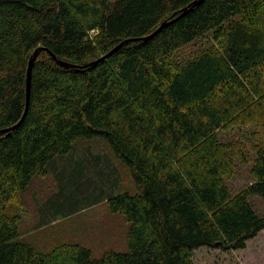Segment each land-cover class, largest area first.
<instances>
[{"label":"trees","instance_id":"1","mask_svg":"<svg viewBox=\"0 0 264 264\" xmlns=\"http://www.w3.org/2000/svg\"><path fill=\"white\" fill-rule=\"evenodd\" d=\"M208 36L218 51L173 60ZM236 128L253 131L221 140ZM94 138L135 192L116 193L115 169L102 185L99 166L76 159L71 178L80 198L130 223L127 251H41L7 205L49 167L63 188L57 162ZM239 161L254 182L233 194ZM253 196L264 201V0H0V264H194L200 248L242 250L264 230Z\"/></svg>","mask_w":264,"mask_h":264},{"label":"rangeland","instance_id":"2","mask_svg":"<svg viewBox=\"0 0 264 264\" xmlns=\"http://www.w3.org/2000/svg\"><path fill=\"white\" fill-rule=\"evenodd\" d=\"M219 48V42L208 36L177 51L173 60L187 61L204 49L218 51ZM252 131L253 128L252 130L245 128L244 131L238 128L223 130L220 138L224 142L236 139L246 141L245 137L250 136ZM262 139L263 137L261 141ZM74 149L68 157L57 162V168L63 169V175L68 172L63 188L61 179L56 178L55 173L58 170L49 167L47 175L35 177L25 191L15 195L7 205V215L19 218L21 236L34 243L41 251H50L63 244H81L93 251L94 259L103 257L108 251L126 252L130 223L123 215L114 213L108 203L92 206L95 202L93 196L80 198L83 188L74 185L76 182L79 183L80 179L71 178V175L77 173L75 159L93 166L90 169L94 171L96 166H99L97 170L102 185L105 180L112 179L111 169H115L116 173L112 176L119 178L116 193L126 190L134 193L135 185L128 167L113 155L108 142L102 138L81 140ZM251 156L254 154L252 153ZM62 164H68L66 170ZM107 164H111L114 168L107 169ZM86 176L88 178L84 183L88 184L89 188L94 177L88 170ZM60 177L64 179V176L60 175ZM252 182H254L252 163L239 161L237 174L229 179L227 184L234 194L242 191ZM251 200L257 213L264 216L263 199L253 196ZM56 203L55 211L47 212ZM39 208L43 209V213L41 211L39 213ZM63 213H68L69 216H64ZM46 219H56V221L45 227H38L39 223ZM193 260L194 264H264V230L256 238L248 241L245 249L223 251L203 247L194 252Z\"/></svg>","mask_w":264,"mask_h":264},{"label":"water","instance_id":"3","mask_svg":"<svg viewBox=\"0 0 264 264\" xmlns=\"http://www.w3.org/2000/svg\"><path fill=\"white\" fill-rule=\"evenodd\" d=\"M130 42V40H129ZM127 43V42H126ZM43 48H39L37 49L31 56L30 60H29V66H28V72H27V104H28V99H29V92H30V82H31V73H32V68L33 65L36 61V59L38 58L39 54L41 53ZM60 63V62H59ZM63 66H67L66 64L60 63Z\"/></svg>","mask_w":264,"mask_h":264},{"label":"crops","instance_id":"4","mask_svg":"<svg viewBox=\"0 0 264 264\" xmlns=\"http://www.w3.org/2000/svg\"><path fill=\"white\" fill-rule=\"evenodd\" d=\"M103 204V203H102ZM42 213H43V209H42V211H41ZM65 219V218H64ZM56 221V219H52V220H48V219H46V220H43L41 223H39V225H38V227H45V226H47V225H49L50 223H53V222H55Z\"/></svg>","mask_w":264,"mask_h":264}]
</instances>
